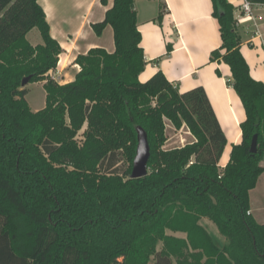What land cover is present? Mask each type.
Instances as JSON below:
<instances>
[{
	"label": "trees",
	"instance_id": "obj_1",
	"mask_svg": "<svg viewBox=\"0 0 264 264\" xmlns=\"http://www.w3.org/2000/svg\"><path fill=\"white\" fill-rule=\"evenodd\" d=\"M212 1L222 44L210 58L231 67L247 115L224 168L228 141L205 88L180 92L162 71L140 80L147 61L135 0H114L93 24L98 34L112 25L115 51L79 54L80 70L64 84L49 75L63 49L39 1L0 0V264H264V224L249 214L264 172V82L241 52L235 6ZM35 27L44 41L36 46L27 38ZM26 77L44 82L40 110L27 100ZM167 122L195 140L165 149ZM138 126L148 133L150 171L131 178ZM202 217L226 237L222 248Z\"/></svg>",
	"mask_w": 264,
	"mask_h": 264
},
{
	"label": "crops",
	"instance_id": "obj_2",
	"mask_svg": "<svg viewBox=\"0 0 264 264\" xmlns=\"http://www.w3.org/2000/svg\"><path fill=\"white\" fill-rule=\"evenodd\" d=\"M38 1L45 11L52 37L63 49L57 68L49 73L59 83L75 79L80 70V65L75 63L79 54H85L95 47L115 51L112 25H107L101 34L96 33L93 28L94 23L105 19L114 0H108L107 4L101 0ZM229 1L235 6L236 27L242 36L241 52L250 66V73L256 80L264 82V4L252 3L253 19H243L246 13L242 10V4L247 0ZM164 3L167 8L160 22L158 16ZM135 10L142 33L140 45L147 61L140 80L145 82L162 71L170 82L179 87L180 92L198 86L205 88L228 141L219 162L220 167L224 168L230 160L233 145L242 141L241 123L247 115L239 94L231 84V67L225 62L211 61L210 58L212 51L222 44L220 23L213 15V1L135 0ZM27 38L34 46L44 42L37 27L27 34ZM169 44H172L170 52ZM62 59L67 60L64 66L60 64ZM40 84L44 86L43 81ZM175 129L180 136L175 140L171 139L176 144L172 148L195 140L186 125ZM164 148L166 149L165 146ZM262 164L264 165V160ZM249 214L257 222L264 224V172L260 175L257 186L250 191ZM203 219L212 221L208 217H202L200 223L204 227ZM168 233L186 237L184 232L168 230ZM173 264H177L175 260Z\"/></svg>",
	"mask_w": 264,
	"mask_h": 264
},
{
	"label": "rangeland",
	"instance_id": "obj_3",
	"mask_svg": "<svg viewBox=\"0 0 264 264\" xmlns=\"http://www.w3.org/2000/svg\"><path fill=\"white\" fill-rule=\"evenodd\" d=\"M243 10V6H242ZM24 87L28 88V94H27V100L32 108V110L37 111L45 107L46 105V90L40 82H31L25 85ZM167 141L165 143L166 149H170L176 144H173V140L177 139V137L180 136L179 131L174 128L173 125H171L170 122H167ZM85 127L79 132L78 138L81 139L82 133L84 131ZM182 132V131H181ZM183 134V133H182ZM170 139V141H168ZM173 139V140H171ZM189 143V142H187ZM118 166L121 167V171H124L129 166V161L126 159V157H122L120 162L118 163ZM150 171V168H149ZM203 224H205V227L208 229L210 235L212 236L214 242L219 246L223 247L225 243L227 242V239L225 236H223L218 226L210 220L203 219ZM161 247V244L159 245Z\"/></svg>",
	"mask_w": 264,
	"mask_h": 264
},
{
	"label": "water",
	"instance_id": "obj_4",
	"mask_svg": "<svg viewBox=\"0 0 264 264\" xmlns=\"http://www.w3.org/2000/svg\"><path fill=\"white\" fill-rule=\"evenodd\" d=\"M29 83V77H26L22 81V85L25 86ZM137 150L136 155L133 161V169L131 173V178H141L149 174V159L151 156V147L149 143L148 133L142 127H137ZM252 153H256L258 151V134L253 136L251 141V148Z\"/></svg>",
	"mask_w": 264,
	"mask_h": 264
},
{
	"label": "built area",
	"instance_id": "obj_5",
	"mask_svg": "<svg viewBox=\"0 0 264 264\" xmlns=\"http://www.w3.org/2000/svg\"><path fill=\"white\" fill-rule=\"evenodd\" d=\"M242 6H243L244 12L246 13V17L243 19H253V15H252L253 4L249 1H245L242 4Z\"/></svg>",
	"mask_w": 264,
	"mask_h": 264
},
{
	"label": "bare ground",
	"instance_id": "obj_6",
	"mask_svg": "<svg viewBox=\"0 0 264 264\" xmlns=\"http://www.w3.org/2000/svg\"><path fill=\"white\" fill-rule=\"evenodd\" d=\"M60 64H61L62 66L66 65V64H67V60H63V59H62V61L60 62ZM223 163H224V160H223Z\"/></svg>",
	"mask_w": 264,
	"mask_h": 264
}]
</instances>
